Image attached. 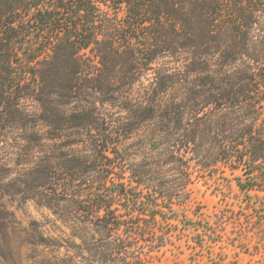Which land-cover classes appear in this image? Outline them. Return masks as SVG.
<instances>
[{"label":"trees","instance_id":"16d2710c","mask_svg":"<svg viewBox=\"0 0 264 264\" xmlns=\"http://www.w3.org/2000/svg\"><path fill=\"white\" fill-rule=\"evenodd\" d=\"M2 123L23 132L24 193L53 215L39 241L64 250L44 264H147L172 220L214 241L209 215L173 206L192 164L264 191V0H0Z\"/></svg>","mask_w":264,"mask_h":264},{"label":"rangeland","instance_id":"374dc122","mask_svg":"<svg viewBox=\"0 0 264 264\" xmlns=\"http://www.w3.org/2000/svg\"><path fill=\"white\" fill-rule=\"evenodd\" d=\"M19 107L30 114L27 126H34L41 133L46 131L37 120L40 119L37 103L21 100ZM3 124L0 125L3 133L0 137V264L57 262L64 250L57 254L54 247L39 241L42 229L46 236L53 235V215L27 198L16 174L19 166L14 163L20 157L15 151L19 152L23 132ZM56 145L68 151L63 142L56 141ZM192 173L189 200L173 207L178 214L189 217H194L192 212L197 208L209 215V223L215 227V240L204 237L199 246L194 242L195 231L191 227L179 228V224L174 227L177 222L173 220L160 223L158 229L169 234L159 251L148 253L147 264H264V191L240 190L235 180L240 171L228 166H220L209 176L192 164ZM209 258L214 262L208 261Z\"/></svg>","mask_w":264,"mask_h":264}]
</instances>
